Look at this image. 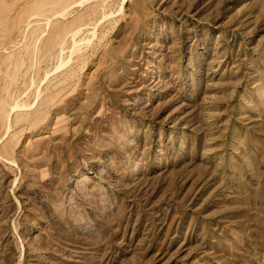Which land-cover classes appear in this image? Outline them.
Returning a JSON list of instances; mask_svg holds the SVG:
<instances>
[{
  "label": "rangeland",
  "instance_id": "obj_1",
  "mask_svg": "<svg viewBox=\"0 0 264 264\" xmlns=\"http://www.w3.org/2000/svg\"><path fill=\"white\" fill-rule=\"evenodd\" d=\"M0 264H264V0H0Z\"/></svg>",
  "mask_w": 264,
  "mask_h": 264
},
{
  "label": "bare ground",
  "instance_id": "obj_2",
  "mask_svg": "<svg viewBox=\"0 0 264 264\" xmlns=\"http://www.w3.org/2000/svg\"><path fill=\"white\" fill-rule=\"evenodd\" d=\"M33 41H34V40H33ZM61 61H62V60H61ZM58 66H60V65L58 64ZM62 66H63V65H62ZM62 66H61V67H62ZM57 68H58V67H57ZM55 69H56V68H55ZM57 70H58V69H57ZM37 91H38V89H37ZM53 98H54V97H53Z\"/></svg>",
  "mask_w": 264,
  "mask_h": 264
}]
</instances>
